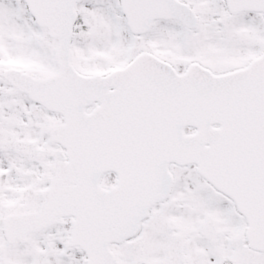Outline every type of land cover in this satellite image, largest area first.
Returning <instances> with one entry per match:
<instances>
[{
  "label": "snow or ice",
  "instance_id": "6c2138e0",
  "mask_svg": "<svg viewBox=\"0 0 264 264\" xmlns=\"http://www.w3.org/2000/svg\"><path fill=\"white\" fill-rule=\"evenodd\" d=\"M0 264H264V0H0Z\"/></svg>",
  "mask_w": 264,
  "mask_h": 264
}]
</instances>
